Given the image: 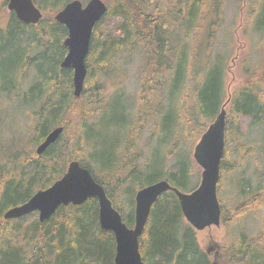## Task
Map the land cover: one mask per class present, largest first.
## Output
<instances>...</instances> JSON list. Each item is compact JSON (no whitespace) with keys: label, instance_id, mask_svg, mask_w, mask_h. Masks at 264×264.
Returning <instances> with one entry per match:
<instances>
[{"label":"trees","instance_id":"1","mask_svg":"<svg viewBox=\"0 0 264 264\" xmlns=\"http://www.w3.org/2000/svg\"><path fill=\"white\" fill-rule=\"evenodd\" d=\"M66 1L34 0L43 16L38 23L26 25L13 12L5 13V2L0 0V94L17 91L19 105L30 109L31 118L30 131L20 132L11 152L18 168L0 162V264H114V236L100 228L95 198L79 205H59L42 223L35 211L2 217L9 207L52 184L70 160L89 169L122 220L132 227L139 188L159 179L186 192L197 186L191 148L226 101L227 147L217 188L225 172L238 170L237 153L240 157L250 153L251 147L243 144L249 131L264 127L262 75L258 88L246 84L228 98L225 95V61L214 53L224 0H108L106 13L92 30L79 98L72 96V70L59 65L66 53L62 41L67 30L51 17ZM256 4L249 11L257 12V27L264 29V0ZM134 50L141 56L136 93L124 90L120 75L118 87L103 92L97 75H107L122 52ZM29 69L33 80L21 90ZM190 83L192 93L186 91ZM148 119L158 136L147 157L138 162L132 138ZM58 125L64 126V133L37 154L35 146ZM188 137L190 149H185ZM230 144L236 153L232 162L226 160L233 153L228 152ZM176 152L178 157L170 161ZM231 185L235 210H228L226 201L218 199L221 221L227 226L264 205V185L255 186L243 175ZM139 250L145 264H213L169 190L151 206ZM224 250L228 264H264V231L249 236L240 230Z\"/></svg>","mask_w":264,"mask_h":264},{"label":"water","instance_id":"2","mask_svg":"<svg viewBox=\"0 0 264 264\" xmlns=\"http://www.w3.org/2000/svg\"><path fill=\"white\" fill-rule=\"evenodd\" d=\"M8 11H13L20 21L34 24L42 13L34 0H4ZM104 0H70L53 16L63 24L67 35L62 44L66 53L60 61L61 68L72 70L73 94L79 96L87 73L85 58L89 51L90 38L96 22L106 12ZM264 78V57L262 62ZM224 103L215 118L207 125L193 146L192 158L201 167L198 185L191 191H182L165 179H159L139 188L134 195V225L127 226L112 205L102 184L94 179L88 168L77 160L68 162L64 173L48 187L37 189L26 201L13 205L3 213L4 219L20 217L37 212L39 222L50 218L59 205H79L88 198L98 204V221L103 230L113 233L115 241V264H145L140 250L139 237L148 219L151 206L165 191H172L179 202L183 217L194 230L219 225L221 207L217 198V182L220 177V161L225 146L226 110ZM63 127L51 129L36 146L41 154L54 143ZM206 252L209 253L208 249Z\"/></svg>","mask_w":264,"mask_h":264},{"label":"rangeland","instance_id":"3","mask_svg":"<svg viewBox=\"0 0 264 264\" xmlns=\"http://www.w3.org/2000/svg\"><path fill=\"white\" fill-rule=\"evenodd\" d=\"M81 1L84 3L87 0ZM104 1L107 5L108 0ZM256 3L257 0L256 2L255 0H224L223 18L221 26L217 30L214 53L223 57L225 61L224 90L226 98L232 95L239 87L245 86L246 84L255 85L257 88L259 86L258 83L262 75V62L264 57V29L257 27L255 18L257 17V12L253 15L249 11V6L252 4L255 6L257 5ZM3 9L5 13L9 12L6 8V2L3 5ZM54 14L51 15L52 18ZM86 59L87 56L85 61ZM140 62L141 56L137 50L131 53L122 52L115 60L112 69L107 75H104V73H99L97 75V80L102 87H104L103 92L111 93L117 88L118 84L116 83H118L120 75L122 76L121 81L123 82L124 90L130 95L135 94L138 89ZM32 80L33 70L29 69L22 80L21 90ZM192 84L193 83H190L189 88L186 90L189 93H192ZM15 93H17V91L8 96H6L5 93L0 94V162L5 163L6 168H11L13 166L18 168L17 161L11 158L13 153L12 149L14 148L13 145L15 142H18L20 132L26 133L27 130H29L28 125L31 122V118L28 114L30 109L26 107L23 108L19 105ZM225 103L226 115H228L227 101ZM140 125V132L132 138V147L136 150L138 162L143 161L147 157L149 150L155 144L158 136V134L154 136L152 132L153 122L150 119L141 122ZM74 130L75 127L73 123L72 127H69L70 134L72 131L74 132ZM263 134L264 127L262 126H255L249 131L247 137L243 140V144L244 147H251L250 153H244L242 157H240L239 152L237 153L240 161L238 170H235L233 173L225 172L217 188V198L221 199L223 203L226 201V208L228 210L233 211L237 207L236 196L231 184L235 182L240 175H243L245 178H251L255 186L260 185L261 187L264 185ZM190 140L191 138L188 137L184 145L185 149H190ZM196 141L193 143V146ZM230 145L231 147L229 146L228 152L230 153L232 150L233 153H230L226 160L232 162L231 159L236 153L234 146L232 144ZM193 146L190 153L191 158ZM225 147L227 146L225 145ZM23 150L26 151L27 148ZM176 157H178V152L174 154L172 159L170 158V161L175 160ZM193 162L196 164L194 160ZM196 166L194 179L197 180L198 184L201 167L197 164ZM123 197L124 196H121V200H123ZM263 215L264 205L259 209L239 216L234 223H230L228 226L220 220L219 225H211L202 230H195L197 243L202 250L205 251L208 249V255L213 264H228L226 261V251L224 249L233 242L236 233L240 230L245 231L249 236L255 235L261 230L264 231V223L262 222Z\"/></svg>","mask_w":264,"mask_h":264},{"label":"bare ground","instance_id":"4","mask_svg":"<svg viewBox=\"0 0 264 264\" xmlns=\"http://www.w3.org/2000/svg\"><path fill=\"white\" fill-rule=\"evenodd\" d=\"M3 1H4V0H3ZM68 1H70V0H68ZM68 1H66V2H68ZM5 2H6V1H5ZM66 2H65V3H66ZM82 2H83V1H82ZM85 2H86V1H85ZM85 2H84V3H85ZM65 3H64V4H65ZM64 4H63V5H64ZM37 7H38V6H37ZM62 7H63V6H62ZM62 7H61V8H62ZM6 8H7V7H6ZM38 8H39V7H38ZM61 8H60V9H61ZM40 11H41V10H40ZM106 11H107V9H106ZM9 12H13V11H9ZM56 12H57V11H56ZM56 12H55V13H56ZM13 13H14V12H13ZM41 13H42V11H41ZM105 13H106V12H105ZM105 13H104V14H105ZM14 14H15V13H14ZM42 16H43V14H42ZM15 17H16V15H15ZM102 17H103V16H102ZM102 17H101V18H102ZM16 18H17V17H16ZM41 18H42V17H41ZM41 18H40V19H41ZM101 18H100V19H101ZM100 19H99V20H100ZM18 20H19V19H18ZM99 20H98V21H99ZM19 21H20V20H19ZM98 21H97V22H98ZM21 22H22V21H21ZM38 22H39V21H38ZM38 22H36V23H38ZM22 23H24V22H22ZM36 23H34V24H36ZM58 23H59V22H58ZM24 24H26V23H24ZM60 24H61V23H60ZM26 25H33V24H26ZM62 25H63V24H62ZM65 28H66V27H65ZM66 30H67V29H66ZM66 35H67V34H66ZM91 35H92V34H91ZM65 37H66V36H65ZM65 37H64V38H65ZM90 39H91V38H90ZM153 45H154V44H153ZM89 48H90V44H89ZM88 52H89V51H88ZM86 74H87V73H86ZM85 78H86V76H85ZM84 81H85V79H84ZM83 87H84V83H83ZM83 87H82V90H83ZM82 90H81V92H80V95H81V93H82ZM80 95H79V96H75V95L73 94V84H72V96H73L74 98H79ZM58 126H62V127H63V130H62V132H61L60 135H59V137H60V136L62 135V133L64 132V126H63V125H58ZM55 127H57V126H55ZM53 128H54V127H53ZM53 128H52V129H53ZM46 135H47V134H46ZM59 137H58V138H59ZM58 138H57V139H58ZM43 139H44V138H43ZM57 139H56V140H57ZM56 140H55V141H56ZM156 181H157V180H156ZM154 182H155V181H154ZM3 213H4V212H3ZM25 215H26V214H25ZM22 216H23V215H22ZM2 217H3V215H2ZM20 217H21V216H20ZM148 217H149V216H148ZM15 218H17V217H15ZM3 219H4V218H3ZM10 219H11V218H10ZM5 220H6V219H5ZM147 220H148V219H147ZM123 222H124V221H123ZM98 223H99V221H98ZM124 223H125V222H124ZM146 223H147V221H146ZM146 223H145V225H146ZM125 224H126V223H125ZM132 225H134V221H133V224H132ZM114 264H115V263H114Z\"/></svg>","mask_w":264,"mask_h":264}]
</instances>
